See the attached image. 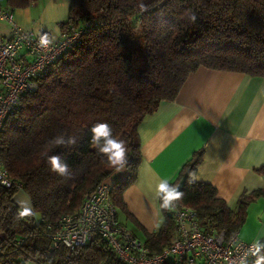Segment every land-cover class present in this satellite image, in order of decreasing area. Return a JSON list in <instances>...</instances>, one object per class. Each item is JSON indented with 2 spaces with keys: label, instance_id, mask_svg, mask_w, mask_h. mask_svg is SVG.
Segmentation results:
<instances>
[{
  "label": "trees",
  "instance_id": "16d2710c",
  "mask_svg": "<svg viewBox=\"0 0 264 264\" xmlns=\"http://www.w3.org/2000/svg\"><path fill=\"white\" fill-rule=\"evenodd\" d=\"M3 1V0H0ZM31 0H4L7 9H25ZM70 0L60 34L81 31L38 80L35 92L3 123L0 160L21 185L35 215L16 220V192L0 187V264H124L98 235L72 252L53 248L58 220L79 211L82 197L116 170L91 145V127L108 123L127 147L126 178L112 185L110 200L130 218L123 192L137 180L142 163L138 127L163 101H174L187 77L199 68L264 78V0ZM194 12L195 23L187 13ZM58 135L76 136L71 148ZM50 155H61L73 172L65 179L51 171ZM201 155L182 168L176 184L203 229L237 234L250 202L264 189L243 194L235 209L202 182L189 183ZM260 173H264L262 168ZM160 204V201H159ZM156 234L144 235L150 252H160L175 227L168 210ZM121 222V221H120ZM253 259L248 264H253Z\"/></svg>",
  "mask_w": 264,
  "mask_h": 264
},
{
  "label": "crops",
  "instance_id": "0c3cea01",
  "mask_svg": "<svg viewBox=\"0 0 264 264\" xmlns=\"http://www.w3.org/2000/svg\"><path fill=\"white\" fill-rule=\"evenodd\" d=\"M4 6V0L0 1ZM70 0H31L29 7L12 11L23 30L60 35L68 18ZM2 35L8 27L0 22ZM142 163L137 180L122 195L132 219H119L134 236L158 233L164 218L153 189L159 178L176 184L183 166L201 155L196 182L210 184L232 210L241 195L264 189V78L237 72L199 68L191 73L174 101H163L138 127ZM127 176L115 170L106 182ZM28 199L21 191L14 196ZM130 220V221H129ZM129 222L135 223V231ZM237 235L244 242H264V198L249 203Z\"/></svg>",
  "mask_w": 264,
  "mask_h": 264
},
{
  "label": "built area",
  "instance_id": "2783aa9c",
  "mask_svg": "<svg viewBox=\"0 0 264 264\" xmlns=\"http://www.w3.org/2000/svg\"><path fill=\"white\" fill-rule=\"evenodd\" d=\"M0 22L8 33L0 32V132L7 117L20 106L21 98L35 92L38 80L45 77L49 66L66 50L79 42L81 31L71 29L60 34L53 45L40 48L36 33L21 29L14 21L12 11L0 4ZM0 187L21 192L0 160ZM112 185L100 183L93 192L82 197L76 214L62 216L50 234L52 247L63 246L68 252L84 246L93 234L102 238L124 264H239V256L248 252L252 244L239 239L237 234L226 237L225 231L203 229L194 211L185 206L168 210L174 231L167 245L158 253L150 252L145 244L119 220L110 200ZM241 246H243L241 248ZM241 248L238 252L237 249Z\"/></svg>",
  "mask_w": 264,
  "mask_h": 264
},
{
  "label": "clouds",
  "instance_id": "9594fccd",
  "mask_svg": "<svg viewBox=\"0 0 264 264\" xmlns=\"http://www.w3.org/2000/svg\"><path fill=\"white\" fill-rule=\"evenodd\" d=\"M138 7L141 11H147L148 6L140 0ZM187 17L190 23H195L197 16L194 12L187 13ZM38 37L36 43L40 48H48L56 41V35H51L49 32H43L38 30L36 32ZM91 145L102 156L106 157L107 161L116 168L117 173L121 172L128 161L127 147L122 139H117L113 134V128L108 123H96L91 129ZM78 142L76 136L58 135L54 138L53 143L57 146H64L71 148ZM47 163L50 166L52 172L59 176L70 179L73 176V172L70 169L67 161L61 155H50L47 157ZM198 177L190 174L188 177L189 183H195ZM180 185L170 182V178H159L155 184L153 191L154 197L160 201V207L165 210L174 209L177 206V202L182 199L184 193L179 191ZM19 209L15 216L16 220H21L26 217H32L35 215L30 200L23 199L19 202ZM243 246H241L242 248ZM252 256L256 257L253 264H264V242L257 240L252 244ZM241 248L237 251L240 252ZM239 264H248V252L245 250L239 256Z\"/></svg>",
  "mask_w": 264,
  "mask_h": 264
},
{
  "label": "rangeland",
  "instance_id": "374dc122",
  "mask_svg": "<svg viewBox=\"0 0 264 264\" xmlns=\"http://www.w3.org/2000/svg\"><path fill=\"white\" fill-rule=\"evenodd\" d=\"M4 6H5V4H4ZM118 214H119V219H122V220L125 219V216L123 215V213L120 210L118 211ZM129 223L131 224L132 229L135 231V228H136L135 223H133V222H129Z\"/></svg>",
  "mask_w": 264,
  "mask_h": 264
}]
</instances>
